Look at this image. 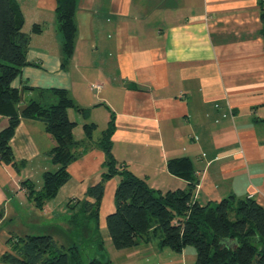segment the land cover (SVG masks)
<instances>
[{
    "label": "crops",
    "instance_id": "1",
    "mask_svg": "<svg viewBox=\"0 0 264 264\" xmlns=\"http://www.w3.org/2000/svg\"><path fill=\"white\" fill-rule=\"evenodd\" d=\"M15 1L31 64L12 85L23 100L44 104L56 101L51 89L64 88L84 111L67 108L80 154L67 166L69 179L42 208L27 198L21 181L41 188L43 173L56 169L48 156L54 140L38 119L22 118L15 128L10 145L19 169L0 161L6 174L0 177V264H13L1 260L12 236L43 230L60 246L72 242L68 203L89 198L88 187L101 179L99 140L111 115L117 164L150 187L184 189L187 181L170 173L167 161L186 156L198 179L193 198L199 203L233 194L264 205V0H77L75 47L66 63L56 0ZM7 124L0 115V130ZM85 124L92 127L89 136ZM117 183V175L105 182L98 211L110 261L195 264L191 245L179 252L156 241L113 247L106 217L115 210Z\"/></svg>",
    "mask_w": 264,
    "mask_h": 264
},
{
    "label": "trees",
    "instance_id": "2",
    "mask_svg": "<svg viewBox=\"0 0 264 264\" xmlns=\"http://www.w3.org/2000/svg\"><path fill=\"white\" fill-rule=\"evenodd\" d=\"M76 8L77 0H56L57 30L64 63L75 47ZM259 19L264 50V7L260 9ZM22 25L23 15L16 1L0 0V115L8 117L7 126L0 130V161L19 169L10 139L22 118L38 119L45 124L54 140L48 156L56 169L43 173L39 189L29 179L21 181L27 198L35 207L42 208L69 179L67 166L80 154L77 148L81 142L73 137L75 122L69 119L67 108L84 109L64 88L51 89L56 97L52 104H44L33 97L23 100L22 93L12 85L21 68L31 64L26 58L29 35L22 30ZM84 127L89 136L92 127L87 124ZM113 127L111 115L99 140L105 154V170L100 181L88 187L86 195L89 198L68 203L72 211L68 220L72 242L60 246L50 234L12 236L7 240L8 250L2 254V261L113 264L99 230L98 211L105 182L117 175L115 210L106 217L107 233L115 249H130L140 241H156L158 246H168L177 252L187 245L193 246L195 264H264V205L251 197L233 194L219 201L199 203L193 198L198 179L192 161L186 156L167 161L168 171L187 181L184 189L161 191L150 187L143 178L117 164L111 152Z\"/></svg>",
    "mask_w": 264,
    "mask_h": 264
},
{
    "label": "rangeland",
    "instance_id": "3",
    "mask_svg": "<svg viewBox=\"0 0 264 264\" xmlns=\"http://www.w3.org/2000/svg\"><path fill=\"white\" fill-rule=\"evenodd\" d=\"M97 137H100V134L98 133V136ZM12 166V165H11ZM11 166H9V168H12ZM7 170V169H6ZM13 170V172H15L16 173V171L14 170V169H12ZM4 175H6L5 174V172L3 171V170H0V177H4ZM38 181H39V183H40V185H41V182H42V180H41V178H38ZM46 223V220H44V221H42L41 222V224H45ZM13 225H15V222L13 223ZM12 226V225H11ZM42 226V225H41ZM44 226V225H43ZM41 234H43V233H47V232H44L43 230H41V232H40Z\"/></svg>",
    "mask_w": 264,
    "mask_h": 264
},
{
    "label": "built area",
    "instance_id": "4",
    "mask_svg": "<svg viewBox=\"0 0 264 264\" xmlns=\"http://www.w3.org/2000/svg\"><path fill=\"white\" fill-rule=\"evenodd\" d=\"M93 87H94V88H95V87L97 88V87H98V84H92V88H93Z\"/></svg>",
    "mask_w": 264,
    "mask_h": 264
}]
</instances>
